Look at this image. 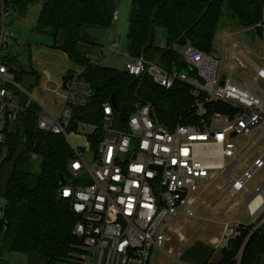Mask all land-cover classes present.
<instances>
[{"label":"built area","instance_id":"built-area-1","mask_svg":"<svg viewBox=\"0 0 264 264\" xmlns=\"http://www.w3.org/2000/svg\"><path fill=\"white\" fill-rule=\"evenodd\" d=\"M16 13L14 0H0V165L9 154L8 134L16 129L10 130L9 122L16 127L31 114L36 117L37 129L63 135L70 143L74 157L68 162L69 175L58 196L70 202L75 216L72 233L81 240L82 252L74 261L62 264H148L157 251L176 262L164 252L167 227L179 216H193V205L205 186L221 176L231 182L233 194L246 195L251 222L224 224L217 247L221 255L224 249L233 250L230 261L219 257L201 264H241L250 234L264 228V179L252 192L245 189V183L264 166V154L241 177L233 179L231 172L258 140L242 145L238 138L249 140L262 128L264 110L257 80L264 81V66L254 65V77L246 80L224 73L223 55L215 56L191 45L179 50L189 72L177 67L166 69L143 55L127 52L123 68L127 74L148 75L166 89L177 82L190 87L198 114L196 122L170 126L159 120L150 104L136 103L127 119L116 127L118 114L110 100L102 104L100 124L77 121L74 108L86 107L94 95L92 85L82 77V67L66 66L60 82L50 81L47 107L30 94L24 81L17 79L18 54L13 51L17 37L11 23ZM119 14L120 9L113 11V22ZM258 26L264 41V5ZM109 35L111 40L102 50L106 47L114 55L120 54L121 37L115 31ZM101 52L94 60L102 58ZM44 84L40 85L42 90ZM216 103L228 110L211 108L210 104ZM73 123L76 129L69 131ZM93 134L98 136L94 146L88 139ZM70 135L82 137L83 143L74 145ZM242 231L249 234L238 243Z\"/></svg>","mask_w":264,"mask_h":264},{"label":"trees","instance_id":"trees-1","mask_svg":"<svg viewBox=\"0 0 264 264\" xmlns=\"http://www.w3.org/2000/svg\"><path fill=\"white\" fill-rule=\"evenodd\" d=\"M35 3L41 4L36 31L49 35L51 48L83 68L82 77L94 90L89 105L74 108V120L100 124L102 104L114 93L120 121L127 119L134 104L148 103L159 120L170 126L196 122L194 97L187 84L177 82L166 89L148 75L133 77L123 69L94 63L88 56V49L100 45L88 31L113 25L116 0H14V8L24 14ZM263 5L264 0H131L126 32L128 53L143 55L166 69L177 67L189 72L179 49L191 45L211 53L224 13L242 28L260 33L258 23L262 20ZM162 29L165 37L160 41L158 31ZM18 74L17 79L23 83L24 76L36 78L35 83L39 79L35 70L24 66ZM210 105L228 110L218 103ZM15 128L7 137L8 157L0 165V214L4 217L0 218V264H7L4 256L12 252L25 254L28 264L74 261L82 252L81 240L72 233L75 216L70 202L58 196L60 177H68L67 165L74 151L63 135L37 129L33 114ZM75 129L73 123L69 131ZM88 139L94 146L98 136L89 135ZM33 155L39 158L36 171L32 170ZM248 234L249 231H242L238 243ZM222 252L223 259L230 261L233 250ZM257 256L264 264V228L250 234L241 264H254Z\"/></svg>","mask_w":264,"mask_h":264},{"label":"rangeland","instance_id":"rangeland-1","mask_svg":"<svg viewBox=\"0 0 264 264\" xmlns=\"http://www.w3.org/2000/svg\"><path fill=\"white\" fill-rule=\"evenodd\" d=\"M128 6V0L119 1L118 5H116V9L118 8L121 10L120 19L118 24H113V26H111L112 29L116 28V36H121V46L118 49L120 54L114 55L113 52L110 49H106V47L102 50V46L104 44L106 46L108 41L111 40L110 35H108V29H89V35L94 37L100 44L87 50L88 56L93 59L94 63L112 66L120 70L124 68V64L127 60L126 53L128 52V43L126 39L128 28L126 12ZM40 9L41 4L35 3L29 6L24 14L18 12L13 14L11 23L12 29L17 37V45L14 46L13 50L18 54V63L16 67L20 68L24 66L25 68H31L39 74V79L36 83L34 82L36 78L24 76L26 78L24 87L28 89L30 94L34 98H37L43 106L47 107L49 101L45 97L52 84L47 83L45 88L44 83H46L48 79L46 71L50 69L49 79L58 83L60 80L56 77L57 75L60 76V73L56 71L55 63H57L60 68H65L66 65L69 67L74 66L62 52L51 48V37L49 35L36 31V22ZM241 28L242 27L239 26L235 19L227 13H224L218 22L216 38L213 42L211 54L215 56L220 55L219 46L224 32H234ZM158 37L160 41L164 40L165 32L163 29L162 31H158ZM235 37L252 48L253 52L250 54L252 59L258 65L263 66V60L257 57L259 54H264L263 43L260 44L254 41L251 38V32L243 29L241 32H238ZM183 49L184 48H181L179 50L181 51ZM99 52H101L100 55L102 58L94 60L95 55ZM248 70V67L244 69L238 68L236 72L239 71L240 76H243V71L248 72ZM259 83L264 87L263 81L260 80ZM42 84H44L43 90L40 87ZM115 126H121L119 116L116 118ZM8 128L14 130L15 123L9 122ZM85 131L90 130L86 129ZM257 133H259V130L253 132L249 140L246 137H239L238 141L242 145L243 143L247 145L254 140V136ZM69 139L74 145L80 144L79 140L75 138L74 135H70ZM263 146L264 134L234 166L231 172L233 179L242 176L243 171L251 166L252 159L259 155ZM82 151L86 152V147H83ZM38 161L39 158L35 156V159L32 161V170H37ZM9 168L10 165L6 167V170ZM263 179L264 166L258 169L245 183L246 191L252 192ZM230 185L231 182L223 176L209 182L193 205L194 215L191 217L179 216L167 227V241L164 246V252H168L169 257L174 258L176 262L171 261L163 252L157 251L148 264H201L206 260L217 261L219 257L221 260H224L223 253L221 255V251L217 247V241L221 237L224 224L236 220L242 223L251 222V217H249L245 205L246 195L241 192L233 194L230 191ZM8 254L9 253H6L4 257L6 258Z\"/></svg>","mask_w":264,"mask_h":264},{"label":"crops","instance_id":"crops-1","mask_svg":"<svg viewBox=\"0 0 264 264\" xmlns=\"http://www.w3.org/2000/svg\"><path fill=\"white\" fill-rule=\"evenodd\" d=\"M119 1L121 2L122 0H116V5H118ZM128 3H129V6L127 7V12H126L127 20H128V11L130 8L131 0H128ZM120 15H121V10H120V14H119L118 18L115 20V22H113V24H115V25L118 24V21L120 19ZM242 29L247 30L248 32H251V38L254 41L259 42L260 44L263 43V45H264V41L262 40L260 33L256 32V30H253V28H241L240 30L237 29L234 32L226 31L223 33L221 43L219 46L220 55H217V56H222V55L224 56V60H223V71H224V73L230 74L234 77H240L239 71L236 72L237 69L238 68L244 69V68L248 67L249 68L248 72L243 71L244 75L242 77L245 78L246 80H250V78H253L255 75L254 65H258V64L252 59V57L250 55L253 52L252 48L249 45H246L245 43H243L240 39L235 37V35L238 32H241ZM111 31L116 32L117 30H116V28L112 29V27H111L110 31L108 29V32L110 33ZM109 33H108V35H109ZM118 37H121V36H118ZM215 38H216V32L214 35V39ZM108 40H109V38H108ZM213 42H214V40H213ZM228 53H236V55L230 56ZM257 57L259 59L263 60V66H264V54H259V55H257ZM238 61H241L242 65H240ZM55 66H56V71L60 73L59 74L60 76L57 75L56 78H58L59 80H62L63 76L65 75V69H66L67 65L65 66V68H60L59 65L57 63H55ZM258 66H260V65H258ZM46 73L48 75V79L46 80V84L51 83L50 82L51 80L49 79L50 78V75H49L50 69H48L46 71ZM260 80L261 79L257 80V85L259 86V89L257 88V92L259 93V95L262 98V106H263V110H264V87H262L261 84L259 83ZM261 81H263V80H261ZM258 130H259V133H257L254 136V140L260 139L263 136V134H264V121L262 124V128H259ZM258 130H256V131H258ZM259 135H261V136H259ZM76 138L79 140L80 143H83L82 137L76 136ZM262 154H264V146L261 148L259 155L255 156L252 159L251 165L253 164L255 159L257 157L261 156ZM6 259L8 261V264H28L27 256L25 254H22L19 252H12V253L8 254Z\"/></svg>","mask_w":264,"mask_h":264},{"label":"water","instance_id":"water-1","mask_svg":"<svg viewBox=\"0 0 264 264\" xmlns=\"http://www.w3.org/2000/svg\"><path fill=\"white\" fill-rule=\"evenodd\" d=\"M110 101H111L113 108L115 109L116 104H115V94L114 93L111 95ZM64 182H65V176L62 175L60 177V184L62 185ZM0 218L2 220H4L3 214H0ZM254 264H261V257L260 256L256 257Z\"/></svg>","mask_w":264,"mask_h":264},{"label":"bare ground","instance_id":"bare-ground-1","mask_svg":"<svg viewBox=\"0 0 264 264\" xmlns=\"http://www.w3.org/2000/svg\"><path fill=\"white\" fill-rule=\"evenodd\" d=\"M117 100V99H116ZM92 119V118H91ZM96 122V121H95ZM52 262V261H51Z\"/></svg>","mask_w":264,"mask_h":264},{"label":"snow or ice","instance_id":"snow-or-ice-1","mask_svg":"<svg viewBox=\"0 0 264 264\" xmlns=\"http://www.w3.org/2000/svg\"><path fill=\"white\" fill-rule=\"evenodd\" d=\"M67 194V193H66Z\"/></svg>","mask_w":264,"mask_h":264}]
</instances>
